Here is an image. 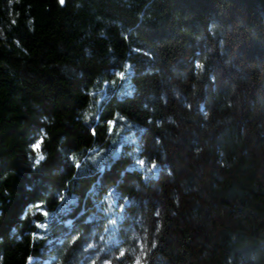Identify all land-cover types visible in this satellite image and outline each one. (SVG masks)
I'll use <instances>...</instances> for the list:
<instances>
[{"label":"trees","instance_id":"16d2710c","mask_svg":"<svg viewBox=\"0 0 264 264\" xmlns=\"http://www.w3.org/2000/svg\"><path fill=\"white\" fill-rule=\"evenodd\" d=\"M45 251L264 264V0H0V264Z\"/></svg>","mask_w":264,"mask_h":264},{"label":"rangeland","instance_id":"374dc122","mask_svg":"<svg viewBox=\"0 0 264 264\" xmlns=\"http://www.w3.org/2000/svg\"><path fill=\"white\" fill-rule=\"evenodd\" d=\"M136 127L124 121L121 118V122L116 123V125H110L109 132L111 135L108 144L106 145L107 151H110L114 144L128 145L127 154L130 157V164L142 171L145 178L153 177L156 174L157 166L154 163L146 162L141 157L138 156V131L136 132ZM38 143V141H37ZM36 143V144H37ZM32 146V150H35V145ZM38 156V154L36 153ZM54 257L50 255L47 251L43 253V258L40 259L39 264H49L52 262ZM33 259H28L27 264H31ZM77 264H91L89 262H84L83 258H79Z\"/></svg>","mask_w":264,"mask_h":264},{"label":"snow or ice","instance_id":"6c2138e0","mask_svg":"<svg viewBox=\"0 0 264 264\" xmlns=\"http://www.w3.org/2000/svg\"><path fill=\"white\" fill-rule=\"evenodd\" d=\"M59 3H60L61 6H63L65 4V0H59ZM34 147H35V150L37 151V153H39V150H40V142L37 143ZM40 158L43 159V156L41 155ZM77 167H79V165H77Z\"/></svg>","mask_w":264,"mask_h":264},{"label":"water","instance_id":"95a60500","mask_svg":"<svg viewBox=\"0 0 264 264\" xmlns=\"http://www.w3.org/2000/svg\"><path fill=\"white\" fill-rule=\"evenodd\" d=\"M58 4H59L60 7H62V6L60 5V3H59V0H58Z\"/></svg>","mask_w":264,"mask_h":264}]
</instances>
